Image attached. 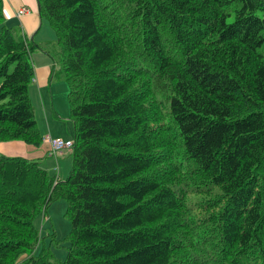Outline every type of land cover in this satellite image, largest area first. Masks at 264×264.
<instances>
[{
	"label": "trees",
	"instance_id": "16d2710c",
	"mask_svg": "<svg viewBox=\"0 0 264 264\" xmlns=\"http://www.w3.org/2000/svg\"><path fill=\"white\" fill-rule=\"evenodd\" d=\"M36 2L72 166L60 178L0 153V264H264V0ZM14 26L0 0V142L39 147L40 46ZM58 198L63 259L35 253L34 220Z\"/></svg>",
	"mask_w": 264,
	"mask_h": 264
},
{
	"label": "crops",
	"instance_id": "0c3cea01",
	"mask_svg": "<svg viewBox=\"0 0 264 264\" xmlns=\"http://www.w3.org/2000/svg\"><path fill=\"white\" fill-rule=\"evenodd\" d=\"M2 3L6 23L8 25H15L16 27H18V29H20L21 33L24 36H28L29 38L36 40L40 46L39 49H36L31 53L34 76L29 85V96L34 108L35 117L40 133L43 137L44 135H50L51 137L64 138L61 133H54L53 130L49 128V126L53 128L55 120L51 118L59 117L60 112L65 110L63 101H59L65 98L68 90V85L65 81H62L63 79L60 74L59 62L56 61L55 58L51 56L46 49H43V45L46 40L40 34V32L42 30L43 23L45 22H43V20H41L38 15L37 2L35 3L33 2V0H2ZM24 6L27 7L29 11L26 14L17 16V10ZM55 38L56 36L54 37V40ZM58 95L61 96L60 99L57 98ZM51 108L52 112L50 110ZM44 125L48 127L45 130ZM64 139H72V135L71 137ZM49 149V142H45L44 140L39 147L25 144L24 142L19 140L0 142V153L8 155V153L10 152L14 153L15 155L35 159L39 161L41 167L43 163H45V161H48L49 159H55L48 154ZM44 166L49 168L47 164ZM51 167L52 168L50 169H52L53 175H57L55 172L58 171V166L57 169H54V165H51ZM60 178L63 177L60 176ZM23 257L24 255L22 256V258Z\"/></svg>",
	"mask_w": 264,
	"mask_h": 264
},
{
	"label": "rangeland",
	"instance_id": "374dc122",
	"mask_svg": "<svg viewBox=\"0 0 264 264\" xmlns=\"http://www.w3.org/2000/svg\"><path fill=\"white\" fill-rule=\"evenodd\" d=\"M33 2L36 3L35 0H33ZM43 22L47 23V24L43 23V27L40 32V34L46 40L43 45V49L44 50L46 49L50 53V55L53 56L55 60L59 62L58 60L59 59V47L56 44V41L54 40V37H55L54 30L48 24L47 21L43 20ZM27 38L29 37L27 36ZM34 41L37 42L36 40ZM62 81L64 82V80ZM67 93H68V90H67ZM57 98L60 99L61 96L58 95ZM61 101H63V106L65 107V110L60 112L59 117L51 118V119H54L55 122H54V127L52 128L49 126V128H51L54 133L59 132L64 136V138H69L72 135L73 127L70 122L71 120L69 119V103H68L67 94L65 98H63V100H60L59 102ZM50 110L52 112V108ZM47 128L48 127L44 125V130ZM8 155L16 156L14 153H10V152L8 153ZM71 161L72 159L69 155V151L66 150V151H63L62 154L58 155V158L49 159L48 161H45L42 167L45 168L49 172V174L53 175V171L52 169H50L52 168L51 165L55 166L54 169H57L56 167L58 166V171L55 172L56 171L55 170L54 172L57 174L58 177L61 176L63 178H66L72 166ZM46 164L49 166V168L44 166ZM66 209H67V202L65 201V199L58 198L56 200H52L50 204L48 205L46 212L39 214L37 218L34 220V224L39 230V235H40V240L36 245L35 252L38 253L43 246L51 245V248H53V251L57 257L62 258V259L65 257L66 246L68 245V242H61L58 244V246H55L54 242L55 240L64 239L70 231L71 221H70V217H68V215L66 214V211H67ZM51 238L53 239L52 243H50Z\"/></svg>",
	"mask_w": 264,
	"mask_h": 264
},
{
	"label": "built area",
	"instance_id": "2783aa9c",
	"mask_svg": "<svg viewBox=\"0 0 264 264\" xmlns=\"http://www.w3.org/2000/svg\"><path fill=\"white\" fill-rule=\"evenodd\" d=\"M28 11L29 9L24 6V7L19 8L16 13H17V16H21L23 14H26ZM43 140L45 142H49L50 149L48 151V154L54 158H58V155L62 154L63 151L70 150L73 145V139H64L61 137H51L50 135L44 136Z\"/></svg>",
	"mask_w": 264,
	"mask_h": 264
}]
</instances>
